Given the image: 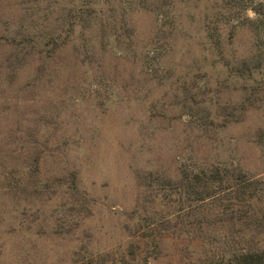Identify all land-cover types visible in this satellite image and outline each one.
<instances>
[{"label": "rangeland", "instance_id": "374dc122", "mask_svg": "<svg viewBox=\"0 0 264 264\" xmlns=\"http://www.w3.org/2000/svg\"><path fill=\"white\" fill-rule=\"evenodd\" d=\"M73 1L0 0V185L6 173L22 178L10 176L8 194L0 188V264L217 263L236 249L238 235L217 219L222 206L190 204L171 188L166 205L147 206L137 178L149 170L176 178L181 161L207 167L214 160L264 175V146L257 143L264 89L242 114L237 108L247 92L230 74L252 53L250 32L240 28L230 37L221 26V53L204 50L205 41L190 33L175 37L174 51L150 77L141 58L153 54L160 28L154 13L131 16L136 0H111L118 7L113 20L123 23L117 26L132 24L129 47L122 38L106 46L94 31L68 43L47 68L23 53L16 69L3 65L13 53L7 29L46 32ZM219 58L224 65L213 66ZM166 74L171 78L161 82ZM207 110L228 123L217 132L198 128L193 121ZM145 215L157 225L162 220L155 232L170 229L155 246L138 228Z\"/></svg>", "mask_w": 264, "mask_h": 264}, {"label": "trees", "instance_id": "16d2710c", "mask_svg": "<svg viewBox=\"0 0 264 264\" xmlns=\"http://www.w3.org/2000/svg\"><path fill=\"white\" fill-rule=\"evenodd\" d=\"M208 1L209 5L200 7V0H136V5L132 7L134 10L129 11V15L134 16L144 10L153 12L156 25L160 26L155 30V39L151 41L154 44L151 49L153 54L149 55L147 52L145 57L141 58V62L143 68L147 69L146 72L152 77L161 66L158 60L163 55L168 58V55L174 51L175 37H189L190 33L191 38L205 41L204 50L211 49L221 53V26L229 28L230 37L234 35L236 29L246 28L252 37V53L242 59L239 66L233 67L230 72L232 77L241 80L242 89L247 92L245 99L237 108L243 114L246 109L255 106L256 95L264 89V0ZM110 3L111 0H74L66 12L63 10L65 7L62 9L64 12L61 13L58 23L49 24L46 32L31 34L29 26L23 30L7 29L6 44L13 53L6 56L3 65L13 70L19 66L18 63L13 62L34 55L43 60L39 65L41 69L47 68L56 54L68 43L76 44L83 35L94 31L106 46L110 44V40L118 41L122 38L128 41L129 47L134 35L132 30L129 31L132 24L127 23L130 22L127 20L124 24H127L128 29L118 27L117 25L123 26V23L113 20V12L116 10L118 14V7L112 8ZM249 11L252 15L248 14ZM186 22L189 26L185 25ZM167 40L171 41V44ZM157 41H160L161 45H157ZM82 48L88 49L89 52V47L87 48L86 45ZM159 48L162 54L157 55L156 51ZM22 53L24 59L21 57ZM219 62L224 65L222 58L212 64L215 66ZM225 66L228 67V63H225ZM170 78L171 76L166 74L161 82H167ZM207 111L193 121L198 128L217 132L228 123L227 121L219 123L215 119V114L216 117L220 116L218 110L212 111L215 112L212 115L210 110ZM257 138V143L264 146L263 129L259 130ZM34 158L37 163L38 155ZM212 162L207 167H203L199 164L186 165L181 161L176 178L164 176L153 170L139 175L138 186L145 192L141 199L142 203L148 206L161 200L160 203L166 205L168 202L166 199L169 200L171 196L165 192H170L171 189H173L172 194H177L179 198L187 197L193 205L208 201L212 203V200H216L218 208L222 206L223 209V212L216 217L222 223L230 222V226L236 229L237 246L228 256L216 261L217 263L207 259L201 261L202 264H264V175H251L226 161ZM34 168H37L36 165ZM11 175L16 177L17 183H22L21 177L6 173L0 188H4L3 191L7 194L14 189ZM58 183L63 184L61 181ZM68 187L76 191L75 185L68 184ZM163 198H166V202ZM137 219L141 221L138 228L141 224V227L147 230L144 237H150L153 246L157 244V240L170 234L169 228L164 229L163 232H155L156 227L162 224V220L157 225L154 219L147 215L138 216ZM142 264L147 263L144 261Z\"/></svg>", "mask_w": 264, "mask_h": 264}]
</instances>
